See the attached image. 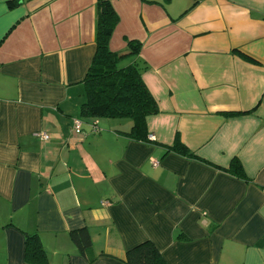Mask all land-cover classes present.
I'll return each instance as SVG.
<instances>
[{
	"label": "crops",
	"instance_id": "0c3cea01",
	"mask_svg": "<svg viewBox=\"0 0 264 264\" xmlns=\"http://www.w3.org/2000/svg\"><path fill=\"white\" fill-rule=\"evenodd\" d=\"M110 2L109 49L140 43L158 104L147 142L129 119L79 115L96 0H0V264H39L26 235L40 264H125L146 240L167 264H264V0ZM82 227L92 262L69 235Z\"/></svg>",
	"mask_w": 264,
	"mask_h": 264
},
{
	"label": "trees",
	"instance_id": "16d2710c",
	"mask_svg": "<svg viewBox=\"0 0 264 264\" xmlns=\"http://www.w3.org/2000/svg\"><path fill=\"white\" fill-rule=\"evenodd\" d=\"M196 2L197 0H194L193 5ZM95 9L96 51L83 79L84 100L79 107V115L85 120L129 119L131 126L124 134L133 140L147 142L149 140L146 118L157 114L159 108L142 79V73L147 69V65L138 56L140 43L129 40L125 50L112 52L108 43L118 16L110 0H96ZM234 52L245 61L256 62L245 53L236 49ZM126 58H130V64H120ZM167 150L188 158L197 157L178 139H175L171 146H167ZM226 171L236 178L248 180L242 165L236 158L231 160ZM69 235L80 255L88 262H92L96 255L92 253L89 231L82 227L71 230ZM179 238L184 236L179 235ZM24 256L30 262L44 263L45 254L36 235H26ZM123 262L125 264H167L149 240L127 249Z\"/></svg>",
	"mask_w": 264,
	"mask_h": 264
},
{
	"label": "built area",
	"instance_id": "2783aa9c",
	"mask_svg": "<svg viewBox=\"0 0 264 264\" xmlns=\"http://www.w3.org/2000/svg\"><path fill=\"white\" fill-rule=\"evenodd\" d=\"M96 121H94L92 123V127L95 129L96 128ZM81 121L79 119H74L73 120V125H72V130L75 131V132H79L81 130ZM41 137L46 139L47 138V135L46 134H41ZM149 138H153V136H149ZM155 162V161H154Z\"/></svg>",
	"mask_w": 264,
	"mask_h": 264
},
{
	"label": "rangeland",
	"instance_id": "374dc122",
	"mask_svg": "<svg viewBox=\"0 0 264 264\" xmlns=\"http://www.w3.org/2000/svg\"><path fill=\"white\" fill-rule=\"evenodd\" d=\"M171 1H172V5L174 6L175 4V7L178 9V8H181V6L184 5L186 1H189V0H171Z\"/></svg>",
	"mask_w": 264,
	"mask_h": 264
}]
</instances>
